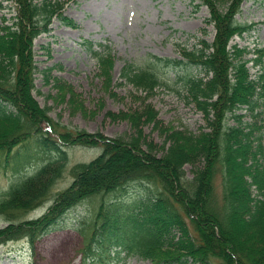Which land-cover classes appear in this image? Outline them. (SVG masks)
I'll return each instance as SVG.
<instances>
[{
    "label": "trees",
    "instance_id": "obj_1",
    "mask_svg": "<svg viewBox=\"0 0 264 264\" xmlns=\"http://www.w3.org/2000/svg\"><path fill=\"white\" fill-rule=\"evenodd\" d=\"M14 1L16 13L9 23L0 25V153L8 154L38 134L43 150L54 149L56 155L3 191L0 216L7 224L0 227V245L20 238L33 245L68 210L87 199H97L92 216L84 223V264H99L97 252L102 253L105 243L112 242L108 237H113L121 221L126 225L121 249L153 264H264V163L260 160L264 148L260 138H253L254 128H258L255 123H246L247 130L228 123L232 116L239 121L238 109L245 107L254 113L264 106V46L247 59L246 48L231 45L235 35L253 26L237 18L244 0H226L224 9L217 0H201L209 9L207 21L214 24L215 35L211 42L201 39L200 47L183 49L184 60L151 55L142 65L126 63L121 69V77L145 93L134 95L143 102L161 84L183 85L186 97L204 113L207 130L195 134L187 128L160 127L158 111L145 103L111 113V118L122 117L131 123L133 133L128 139L70 130L39 104L33 94L34 40L49 30L54 16L68 25L75 26V21L63 14L65 0ZM92 52L103 90L117 97L112 84L113 48L100 43ZM188 64L199 68L200 74H179L174 81L166 76L170 68ZM55 85L56 100L65 101L69 92L70 107L82 109V100L71 86L58 80ZM149 121L165 134L162 144L146 141L142 126ZM43 125L63 144L96 145L101 141L103 145L92 160L71 166L73 180L56 193L52 188L67 170V151L52 141ZM185 164L192 165L191 177ZM136 185L153 186L154 190L135 201L137 211L120 215L118 199L110 197ZM48 199L52 204L41 216L15 220Z\"/></svg>",
    "mask_w": 264,
    "mask_h": 264
},
{
    "label": "rangeland",
    "instance_id": "obj_2",
    "mask_svg": "<svg viewBox=\"0 0 264 264\" xmlns=\"http://www.w3.org/2000/svg\"><path fill=\"white\" fill-rule=\"evenodd\" d=\"M65 1L63 14L72 18L75 26L54 16L49 30L34 40L36 70L33 94L41 106L49 109V115L55 122L70 130L99 132L105 137L122 135L128 139L133 133L131 123L122 117L111 118V113L130 111V107L151 103L158 111L160 127L171 125L175 129L187 128L195 134L203 129L207 130L204 113L186 97L183 85L171 83L168 87L161 84L143 102L134 95L144 96L145 93L121 77V69L126 63L142 65L151 55L184 60L183 49L200 47L201 39L211 42L215 27L207 21L209 9L201 0ZM217 1L224 9L226 0ZM15 13L14 0H0V25L9 23ZM237 18L242 23L253 26L242 35L234 36L231 45L246 48L245 57L250 59L257 47L264 46V0H244ZM100 43L113 48L112 84L117 97H112L103 90L102 77L97 75L99 64L92 51L98 49ZM248 65L251 73H254L256 69L252 62ZM186 73L196 75L199 68L190 64L172 67L166 71V76L174 81L176 75ZM57 80L71 86L79 94L82 109L74 110L70 107L69 92L65 95L67 100L55 99L58 93L55 85ZM237 113L239 121L232 116L228 123L245 126L246 130L249 129L246 123H255L258 128H254L253 138H260L264 148V106L260 105L254 113L243 107ZM154 124L153 121L143 123V134L146 141L160 145L164 142L165 134L161 135ZM42 128L49 130L46 125ZM49 131L52 141L60 144L67 151L68 157L67 170L52 188V193H56L73 180L69 171L71 166L92 160L101 153L103 145L101 141L96 145L70 142L63 144L55 132ZM37 135L33 134L19 143L8 154L0 153V197L11 183L31 174L39 165L56 155L54 149L43 150L41 139ZM143 147H146V143ZM260 160L264 163V150ZM184 169L187 176L191 177L192 165L185 164ZM219 181L220 177L217 176L216 183ZM147 187L136 185L123 188L110 197L118 199L120 215L139 209V205L135 203L139 202L142 195L151 194L154 190L153 186ZM95 200L87 199L68 210L33 245L26 238L1 244L0 264H84L81 251L84 243L83 230L86 227L84 223L92 216L91 212L97 203V199ZM51 204L52 199H48L36 209L17 212L16 214H20L15 220L37 218ZM121 222V227L119 225L114 231L116 234L112 238V235L108 237L112 242L105 243L106 247L104 244L102 253L97 252L99 264H153L150 259L126 255L121 249L119 243L126 228L125 223ZM6 224L5 217L0 216V227ZM117 249H121V252L117 253Z\"/></svg>",
    "mask_w": 264,
    "mask_h": 264
}]
</instances>
